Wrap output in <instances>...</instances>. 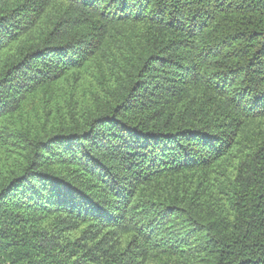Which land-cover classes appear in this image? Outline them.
I'll list each match as a JSON object with an SVG mask.
<instances>
[{
  "label": "trees",
  "instance_id": "1",
  "mask_svg": "<svg viewBox=\"0 0 264 264\" xmlns=\"http://www.w3.org/2000/svg\"><path fill=\"white\" fill-rule=\"evenodd\" d=\"M0 264H264V0H0Z\"/></svg>",
  "mask_w": 264,
  "mask_h": 264
}]
</instances>
